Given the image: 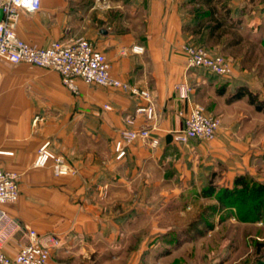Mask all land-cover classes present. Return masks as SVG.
<instances>
[{
    "label": "crops",
    "instance_id": "obj_1",
    "mask_svg": "<svg viewBox=\"0 0 264 264\" xmlns=\"http://www.w3.org/2000/svg\"><path fill=\"white\" fill-rule=\"evenodd\" d=\"M237 22L251 31L263 29L264 0H42L38 12L21 11L16 32L23 41L47 48L56 41L87 39L106 56L113 77L150 92L156 105L152 137L159 144L136 141L128 157L117 161L121 132L147 124L145 116L127 123L147 105L143 99L80 79L72 92L54 70L0 60V164L20 175L21 191L17 203L0 207L7 215L0 219L3 251L15 257L32 242L28 231L34 230L48 247L51 264H98L110 225L118 227L109 222L101 197L139 190L141 175L125 174L126 166H139L157 149L195 143H176L170 135L185 126L193 87L225 80L189 69L183 47L202 46L236 64L227 53L238 44L226 37ZM217 23L223 27L216 30ZM135 46L144 53H133ZM197 72L215 78L207 81ZM179 85L190 89L188 100L181 99ZM45 142L67 159L71 175L55 177L51 167H34Z\"/></svg>",
    "mask_w": 264,
    "mask_h": 264
},
{
    "label": "rangeland",
    "instance_id": "obj_2",
    "mask_svg": "<svg viewBox=\"0 0 264 264\" xmlns=\"http://www.w3.org/2000/svg\"><path fill=\"white\" fill-rule=\"evenodd\" d=\"M239 24L226 37L238 44L227 53L236 64L224 54L229 79L193 87L194 106L220 120L215 139L163 147L139 166H126L125 174L141 175L139 190L101 197L118 227L110 225L98 264H264V219L246 218L250 202H218L239 176L264 184V112L249 97L233 101L246 89L264 103V27L256 32Z\"/></svg>",
    "mask_w": 264,
    "mask_h": 264
},
{
    "label": "built area",
    "instance_id": "obj_3",
    "mask_svg": "<svg viewBox=\"0 0 264 264\" xmlns=\"http://www.w3.org/2000/svg\"><path fill=\"white\" fill-rule=\"evenodd\" d=\"M41 4L42 0H0V9L4 13L0 21V60L15 65L26 63L54 70L60 74L64 86L72 92L78 91L75 81L80 79L89 86L117 89L131 97L143 99L147 105L138 107L134 118H130L127 123L133 125L137 117L145 116L147 124L139 129L121 132L120 139L115 142L116 160H125L128 157V147L136 141L157 147L159 139L152 137L154 127L151 123L156 120V105L151 93L113 77L106 56L89 40L79 38L68 42L56 41L47 48H41L19 38L16 28L21 11L38 12ZM132 51L135 54H143L144 48L135 46ZM183 53L189 69H204L222 78H229L232 74L231 65L221 55L214 56L202 47L191 45H185ZM178 91L181 99H189L190 89L186 85H179ZM105 109L111 108L106 106ZM219 128V119L208 116L202 108L193 106L184 128L172 134L173 140L180 144H187L191 140L210 142L215 139ZM34 167L36 169L51 167L55 177H67L72 174V167L67 159L55 153L50 142H45L39 148ZM20 196V175L4 170L0 164V207L17 203ZM0 219H7L1 208ZM28 233L32 242L20 248L15 257L8 256L0 245V264H51L48 247L38 240L34 230H29Z\"/></svg>",
    "mask_w": 264,
    "mask_h": 264
},
{
    "label": "trees",
    "instance_id": "obj_4",
    "mask_svg": "<svg viewBox=\"0 0 264 264\" xmlns=\"http://www.w3.org/2000/svg\"><path fill=\"white\" fill-rule=\"evenodd\" d=\"M221 27H223V24L217 23V27L215 29L218 30ZM244 97L250 98L251 103L256 106L257 111L264 112V103L257 102L255 97H253L246 89H240L238 94L233 98V101ZM170 136L173 140V135ZM214 193L215 189L213 188L206 193V196L212 197ZM221 193L222 194L218 197V202L221 205L236 206L238 202H241L244 206L248 205L250 202L251 207L246 212V218L255 217L257 219H264V184L257 183L246 176H239L236 178L233 188L224 189Z\"/></svg>",
    "mask_w": 264,
    "mask_h": 264
},
{
    "label": "water",
    "instance_id": "obj_5",
    "mask_svg": "<svg viewBox=\"0 0 264 264\" xmlns=\"http://www.w3.org/2000/svg\"><path fill=\"white\" fill-rule=\"evenodd\" d=\"M3 17H4L3 10L0 9V21L3 19Z\"/></svg>",
    "mask_w": 264,
    "mask_h": 264
}]
</instances>
